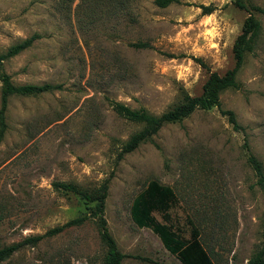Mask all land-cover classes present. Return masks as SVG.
I'll return each instance as SVG.
<instances>
[{
  "label": "rangeland",
  "instance_id": "rangeland-1",
  "mask_svg": "<svg viewBox=\"0 0 264 264\" xmlns=\"http://www.w3.org/2000/svg\"><path fill=\"white\" fill-rule=\"evenodd\" d=\"M155 1L0 0V55L40 36L0 71L15 85L61 87L9 99L0 140V248L89 213L53 183L90 191L109 180L104 218L127 256L122 264H181L132 220L133 200L150 182L174 193L167 210L153 211L154 221L183 241L195 230L215 264H248L259 250L264 195L244 145L264 166V13L240 10L234 0H177L165 8ZM246 4L264 12V0ZM201 6L215 10L203 16ZM249 13L261 34L245 55L237 89L220 95V109L233 112L241 128L218 108L197 110L117 161L142 126L120 118L112 103L159 116L184 92L199 96L209 74L233 67L232 47ZM105 251L87 220L2 264H103Z\"/></svg>",
  "mask_w": 264,
  "mask_h": 264
},
{
  "label": "trees",
  "instance_id": "trees-1",
  "mask_svg": "<svg viewBox=\"0 0 264 264\" xmlns=\"http://www.w3.org/2000/svg\"><path fill=\"white\" fill-rule=\"evenodd\" d=\"M155 2L158 7L165 8L177 2V0H156ZM234 5L240 10L264 13L263 10L257 6L250 5L248 7L246 0H234ZM200 9L203 16H208L215 10L211 6H201ZM261 30V23L249 13V16L243 22L241 33L235 39L232 47L233 67L226 71L224 75H219L217 73L209 74L203 85L202 93L199 96L193 97L184 92L180 102L159 116L152 115L145 109L132 110L123 104L112 103L114 112L120 118L142 126L140 131L131 135L122 145L117 155V161L122 160L124 156L134 152L141 144L151 141L165 125L181 123L197 110L209 111L213 108H218L221 114L227 117L233 129L239 130L241 127L237 123L235 114L231 111H222L220 109V95L225 91L237 89V77L244 64L245 55L252 52L261 34ZM39 38L40 36L38 34H34L9 47L4 54L0 55V69L5 61L32 47L34 42ZM131 47L145 49L148 48V45L145 43H135L131 44ZM0 82V140H2L7 129L6 112L10 98L36 97L45 93H52L61 88L59 85L51 84L15 85L11 78L1 71ZM244 146L247 149V164L253 171L255 177V185L264 195V166L262 162L248 150V145L245 144ZM53 187L57 191L75 196L86 207L89 213L85 216L73 219L63 226L51 229L42 236L29 237L21 242L0 248V264L8 261L21 249L27 246H35L44 238L57 235L66 228L79 227L87 220L95 222L100 241L106 248L103 264H122L127 256L119 251L116 241L108 231L107 223L104 218L109 180L104 181L99 187L90 191L82 189L74 184L61 182L53 183ZM173 199L174 193L172 189L161 186L156 182H150L147 188L133 200L130 211L133 222L140 229H151L160 239L164 249L171 255L176 256L181 264H215L207 250L200 243L198 234L195 230L192 231V237L189 241H183L170 227L154 221L152 216L153 211L167 210ZM262 230L263 239L261 246L248 261V264H264V213L262 216Z\"/></svg>",
  "mask_w": 264,
  "mask_h": 264
}]
</instances>
